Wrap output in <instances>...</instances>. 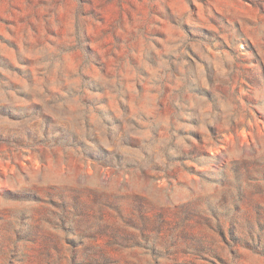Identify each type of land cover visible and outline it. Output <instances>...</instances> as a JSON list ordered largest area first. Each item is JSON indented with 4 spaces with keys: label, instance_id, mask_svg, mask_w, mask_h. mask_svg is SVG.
<instances>
[{
    "label": "rangeland",
    "instance_id": "rangeland-1",
    "mask_svg": "<svg viewBox=\"0 0 264 264\" xmlns=\"http://www.w3.org/2000/svg\"><path fill=\"white\" fill-rule=\"evenodd\" d=\"M0 264H264V0H0Z\"/></svg>",
    "mask_w": 264,
    "mask_h": 264
}]
</instances>
